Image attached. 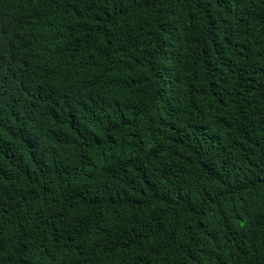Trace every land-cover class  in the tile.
Returning a JSON list of instances; mask_svg holds the SVG:
<instances>
[{"label": "trees", "instance_id": "16d2710c", "mask_svg": "<svg viewBox=\"0 0 264 264\" xmlns=\"http://www.w3.org/2000/svg\"><path fill=\"white\" fill-rule=\"evenodd\" d=\"M0 264H264V0H0Z\"/></svg>", "mask_w": 264, "mask_h": 264}]
</instances>
